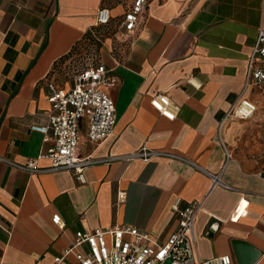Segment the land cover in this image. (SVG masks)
Masks as SVG:
<instances>
[{
  "label": "crops",
  "instance_id": "1",
  "mask_svg": "<svg viewBox=\"0 0 264 264\" xmlns=\"http://www.w3.org/2000/svg\"><path fill=\"white\" fill-rule=\"evenodd\" d=\"M132 4L0 0V264H51L77 232L115 225L164 242L178 225L173 207L195 202L202 203L199 260L227 255L238 264L234 243L241 241L258 252L254 264H264V96L256 88L247 94L258 107L251 119L224 120L264 27V0H150L128 37L120 29ZM103 8L111 24L96 28ZM113 25L115 39L100 40ZM88 42L117 80L105 91L118 121L100 145L83 135L81 155L125 157L145 145L178 158L100 163L85 170L84 184L70 171H47L51 163L41 155L54 143L31 126L45 123L49 83L70 87L58 83L60 70L70 69L71 55ZM161 93L178 108L174 120L151 104ZM29 161L39 172L18 168ZM213 177L220 180L214 188ZM120 192L127 195L122 204Z\"/></svg>",
  "mask_w": 264,
  "mask_h": 264
},
{
  "label": "built area",
  "instance_id": "2",
  "mask_svg": "<svg viewBox=\"0 0 264 264\" xmlns=\"http://www.w3.org/2000/svg\"><path fill=\"white\" fill-rule=\"evenodd\" d=\"M150 0H133L132 7L124 14L121 31L132 36L138 29L140 21ZM110 10H99L95 27H107L111 24ZM94 41H99L92 33ZM111 70L101 62L89 64L78 70L68 89L49 83V110L43 111L44 124H34L31 130L43 135L45 143L53 141L54 145L42 158L51 163L48 172L70 171L77 182L86 183L84 172L87 168L122 159L126 163L135 160L149 162L157 157L178 158L172 153L155 151L143 146L125 157H112L96 160L91 155H81L82 136L94 146L112 137L117 126L116 105L113 98L105 91L107 87H116L117 80ZM256 88L264 96V27L258 31L257 41L248 56V67L243 89L238 100L226 112L224 120L251 119L258 111L257 105L247 96ZM152 106L164 117L174 120L178 108L163 93L153 97ZM222 126V125H221ZM227 157L229 153L227 151ZM1 159V158H0ZM18 168L28 172H39L36 161H29ZM220 183L213 177L212 188ZM125 192L118 194V203H125ZM202 210V203H192L185 208L178 204L173 207V215L178 220L175 231L164 242L152 233L134 226L115 225L109 228H96L92 231L76 233L71 245L51 264H231L230 256L217 257L209 261L197 258V241L195 221ZM53 222L64 227L61 217L55 215ZM10 236L11 230L5 229Z\"/></svg>",
  "mask_w": 264,
  "mask_h": 264
},
{
  "label": "rangeland",
  "instance_id": "3",
  "mask_svg": "<svg viewBox=\"0 0 264 264\" xmlns=\"http://www.w3.org/2000/svg\"><path fill=\"white\" fill-rule=\"evenodd\" d=\"M129 0H115L116 4H124V6L127 5ZM117 25H113L110 27L111 30H103L102 31V38L100 37V40L103 41L105 39V36H110L111 38L114 37L115 29ZM104 36V37H103ZM101 43L99 41H96L95 45H100ZM83 47V48H82ZM73 62L70 69H67L66 71L60 70L59 76H58V83L61 86H64L66 83H71L72 78L74 74L82 69L85 68L89 64H95L99 63L100 61V55L99 50L93 46V43L88 42L87 45L81 44L77 50L71 55L70 57ZM264 110V109H263Z\"/></svg>",
  "mask_w": 264,
  "mask_h": 264
},
{
  "label": "water",
  "instance_id": "4",
  "mask_svg": "<svg viewBox=\"0 0 264 264\" xmlns=\"http://www.w3.org/2000/svg\"><path fill=\"white\" fill-rule=\"evenodd\" d=\"M234 248L238 264H254L259 258L258 252L244 242L235 241Z\"/></svg>",
  "mask_w": 264,
  "mask_h": 264
}]
</instances>
